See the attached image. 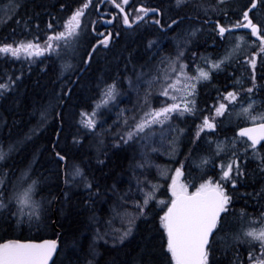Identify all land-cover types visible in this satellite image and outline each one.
Here are the masks:
<instances>
[{
  "label": "snow or ice",
  "instance_id": "snow-or-ice-1",
  "mask_svg": "<svg viewBox=\"0 0 264 264\" xmlns=\"http://www.w3.org/2000/svg\"><path fill=\"white\" fill-rule=\"evenodd\" d=\"M29 4L35 0H6L0 17L14 25L0 39V65H11L0 67V101L16 108L11 122L0 112V229L21 233L0 236V264H264V0H55L39 11ZM121 39L135 46L114 52ZM221 45L223 55L207 54ZM48 60L53 77L30 88L33 65L47 74ZM102 61L107 67L93 72ZM220 74L226 83L217 87ZM205 84L215 96L201 106ZM29 94L25 118L19 108ZM233 120L232 135L221 139ZM18 127L26 131L14 135ZM184 142L174 171L152 161L154 144L174 156ZM201 142L209 152L196 154ZM129 151L127 187L117 177L102 184L110 172L86 171L93 156L107 167L110 153ZM189 159L201 174L185 182ZM153 167L164 185L150 178ZM73 188L83 193L91 235L80 232L69 246L63 221ZM102 199L112 201L105 221L95 208ZM149 221L155 235L134 257L104 259L100 241L119 253Z\"/></svg>",
  "mask_w": 264,
  "mask_h": 264
},
{
  "label": "trees",
  "instance_id": "trees-1",
  "mask_svg": "<svg viewBox=\"0 0 264 264\" xmlns=\"http://www.w3.org/2000/svg\"><path fill=\"white\" fill-rule=\"evenodd\" d=\"M55 0H35V4H29L28 7L31 10L39 11L40 9L37 7V5L40 4H52L54 3ZM4 3H6V0H0V17H2L4 13ZM58 16H63V13H58ZM42 19H46V17H43ZM14 25L12 22H9L7 26L4 25L3 19H0V39H3L5 36L10 35L11 28ZM43 27V24L41 25ZM88 41L87 36H85L81 43L83 45H86ZM134 47L132 43L126 41L125 39H121L120 42L115 46L114 52H119L123 47ZM81 52L83 51V48L80 50ZM201 51H205V49H201ZM207 54L216 56V55H223L224 54V46L221 45L218 48H209L206 50ZM110 56L112 54H109ZM77 59L79 57L77 56ZM54 60V58H53ZM53 60H48L46 61L49 65V69L47 70V74L41 73L39 71V68L37 65H33L34 71L30 74V79L26 81V83L29 85V87H34V83L38 81L40 84H46L49 80L50 77H53ZM60 61H55V67L58 69L60 65ZM0 67H11V65H0ZM19 67V65H17ZM100 67H107L104 62L102 61L100 65H93V72L98 73ZM226 81L224 79V75L220 74L219 76L215 77L213 80V85H216L217 87L225 84ZM213 85L205 84L200 88V94H199V103L201 106L204 105V103L210 102V96H215V91L213 90ZM91 95V93L85 92L84 93V100L82 101L85 105L90 103V101L87 99V97ZM31 96L30 94L26 96L25 98L22 99L19 111L22 115H24L25 118H27V110L28 106L30 104ZM122 107H131V104L126 100L123 99V103L121 105ZM15 105L10 104L8 101H0V112L3 113V115L8 119L9 122L12 120V111H15ZM111 118H115V113L113 112L111 114ZM111 122V120H109ZM235 120H233L232 124H228V122H225V129L219 132V136L221 139H223L224 135L227 134L228 136L232 135L231 128L235 126ZM7 131V129H5ZM26 131V128L24 127H18L13 129V134L17 133H23ZM215 139V137H213ZM187 140V138H186ZM38 145L43 143V140H38L36 142ZM90 152H94V149L89 150ZM188 152V144L186 142L181 144V149L180 153L177 159H184L185 154ZM209 152V145L206 142H201L199 148L197 149L196 154H203ZM131 152H115V154L110 153V159L106 161L107 167L97 165L95 157L93 156V159L91 161V166L86 167V171L90 173H94L96 176H100L101 172L103 171L104 173H109L110 175L107 176L106 179H101V183L104 184H112L113 183V177H117L119 181L122 182L121 186L122 187H127V181H128V159L126 158L128 155H130ZM161 159L163 158L162 155ZM43 162V157L41 158ZM103 159V157H101ZM170 162L173 164V160H170ZM71 163V161L69 162ZM22 164H19V167H22ZM47 167L52 168L53 166L48 165ZM211 167V166H209ZM45 175H48V173H44ZM201 174L200 170L195 168L193 166V160L189 159L185 162V176H184V181L185 182H190L193 177H197ZM209 175L212 174L211 171L208 172ZM150 177H156L155 175V170L150 174ZM54 177L49 180V183H54ZM164 192V191H162ZM71 196V199L67 202V205L64 208V226H65V231H66V241L67 243L71 244V240L74 235H78L80 232H84L85 237H90L91 233L86 232L84 229V223L86 217L89 215L87 211H85L83 205H82V191L80 189L73 188L72 191L69 193ZM112 201L108 200L107 203L103 202V199L101 202H99L95 208H96V215L101 218L102 221L108 220L110 216L112 215L110 212V206H111ZM245 206V201L242 199H238L234 203V209L239 212L241 208ZM248 212H253V209L251 205L247 208ZM139 223V222H138ZM151 225V221H149L147 224L140 223V227L137 233L134 234L132 238H130V242L127 244V246L117 252H113L111 249L104 248L103 241H100L101 247L99 248V251L103 254L104 259H108L111 256H117L118 259L120 260H125L128 259L130 260L132 257H134L138 251L140 250L138 248V245H142L147 242V237L152 234L153 236L155 235L154 232H152V228L154 225ZM19 229L16 230L15 233H13L11 230H8L5 232L3 229H0V236H6L7 238H15V236L20 235ZM28 233L25 231L24 235H27ZM85 245L87 244V239L83 241ZM152 244L158 245L159 241L158 239H154L151 241ZM128 255H125V254ZM101 264H104V260H101Z\"/></svg>",
  "mask_w": 264,
  "mask_h": 264
},
{
  "label": "rangeland",
  "instance_id": "rangeland-1",
  "mask_svg": "<svg viewBox=\"0 0 264 264\" xmlns=\"http://www.w3.org/2000/svg\"><path fill=\"white\" fill-rule=\"evenodd\" d=\"M122 99H126L127 98H122ZM134 99V97H133ZM128 101V100H127ZM158 106V105H157ZM153 147H156L158 148V151L154 152L151 154V159L152 161L154 162V164L156 165H159L161 168H167V167H171L172 170L174 171V165L170 162V160H175L178 158L179 156V153H180V149H181V144L178 146L177 148V153L173 156V155H170L169 152H168V146L167 144H154ZM163 156V158L161 159V156ZM155 170V175H156V178L158 179L159 183L161 185H164V179H161L159 178V174H158V171L155 167L151 168L150 170V174ZM151 178V177H150ZM170 179V178H169ZM182 181H184V177H181L180 178ZM160 191H165V188L164 187H161ZM113 227L115 228H119L120 227V221L119 219H116L114 222H113Z\"/></svg>",
  "mask_w": 264,
  "mask_h": 264
}]
</instances>
